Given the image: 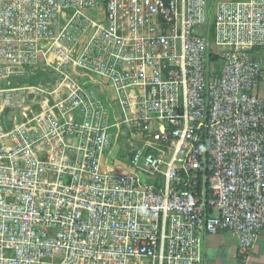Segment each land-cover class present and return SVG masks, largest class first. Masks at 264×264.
<instances>
[{"label": "built area", "instance_id": "built-area-1", "mask_svg": "<svg viewBox=\"0 0 264 264\" xmlns=\"http://www.w3.org/2000/svg\"><path fill=\"white\" fill-rule=\"evenodd\" d=\"M263 84L264 0H0V264L247 261Z\"/></svg>", "mask_w": 264, "mask_h": 264}, {"label": "crops", "instance_id": "crops-1", "mask_svg": "<svg viewBox=\"0 0 264 264\" xmlns=\"http://www.w3.org/2000/svg\"><path fill=\"white\" fill-rule=\"evenodd\" d=\"M260 95L264 98V84ZM237 236L220 234L207 236L203 239L202 249L204 264H264V232L258 240L252 256L247 260H241L237 254Z\"/></svg>", "mask_w": 264, "mask_h": 264}, {"label": "rangeland", "instance_id": "rangeland-1", "mask_svg": "<svg viewBox=\"0 0 264 264\" xmlns=\"http://www.w3.org/2000/svg\"><path fill=\"white\" fill-rule=\"evenodd\" d=\"M240 1V0H239ZM137 131L134 129H125L117 136L118 142L116 143V149L121 154V160H125L132 152V143L137 140Z\"/></svg>", "mask_w": 264, "mask_h": 264}]
</instances>
